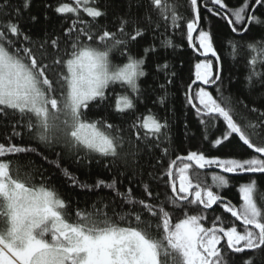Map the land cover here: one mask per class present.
<instances>
[{
  "label": "snow or ice",
  "instance_id": "6c2138e0",
  "mask_svg": "<svg viewBox=\"0 0 264 264\" xmlns=\"http://www.w3.org/2000/svg\"><path fill=\"white\" fill-rule=\"evenodd\" d=\"M30 2L25 0L24 10ZM141 6L147 27L139 17H120L116 31H109L101 24L107 11L100 0H56L46 7L71 19V24L62 36L33 39L21 27V8L12 0H0V118H15L5 126L10 128L4 137L8 143L0 142V264H229V257L253 264L252 258H245L249 251L264 264V201L253 198L264 175H244L264 174V110L237 99L257 115L256 121L242 117L240 123L234 109L223 106V100L231 102V97L222 90V57L216 35L205 22L214 19L227 26L234 36L228 41L234 60L238 45L249 52L245 86L251 90L264 85V34L251 36L253 27L264 29V20L256 14L257 8L264 11V0H243L235 7L226 0H187V18L174 0H146ZM81 12L91 19H84ZM30 19L37 21L36 16ZM148 29L154 41L159 40V48L173 51L182 44L167 33L179 30L193 51L204 57L194 65V80L184 86L182 105L205 127L223 122L212 147L242 142L245 156L189 151L167 159L170 149L162 145L170 141L169 120L150 110L143 119L136 117L138 103L149 95L140 83L148 75L146 61L150 55L158 57L159 50L154 42L136 58L128 49L141 44ZM194 34L198 43L193 42ZM114 51L126 57L122 66L113 62ZM161 74L163 80L158 79ZM155 75L154 90L162 93L156 101L166 109L177 72L167 59L157 60ZM117 86L125 92L113 105L110 94ZM109 111L119 123L110 122ZM25 137L52 150L62 146L57 161L72 154L114 174L108 181L88 185L56 162L74 187L95 194L90 208L73 207L46 169L28 159L35 155L48 162V157L31 145L12 143ZM142 154L154 160L149 179L170 187L171 195L166 193L163 200L143 179ZM177 161L181 162L178 185L173 173ZM190 168L220 171H213L211 183L202 185L189 179ZM233 181L238 182L239 206L221 194ZM132 185L142 188L143 198L133 194ZM216 206L230 217L214 216L205 226Z\"/></svg>",
  "mask_w": 264,
  "mask_h": 264
},
{
  "label": "trees",
  "instance_id": "16d2710c",
  "mask_svg": "<svg viewBox=\"0 0 264 264\" xmlns=\"http://www.w3.org/2000/svg\"><path fill=\"white\" fill-rule=\"evenodd\" d=\"M25 0H12L14 6H19L22 11V18L20 21L21 27L32 36L33 39H41L48 34L49 37L54 35H61L63 29L68 27L71 24V19H65L55 14L50 8L46 5L54 4L56 0H31L30 7L27 10L23 9V4ZM67 3H73V0H64ZM146 0H100V6L107 11V16L101 19V24L106 26L109 31H116L117 26L120 23V17H139L141 22L147 27V23L143 21V15L145 8L141 5L144 4ZM174 2L179 6V11L181 14L188 17L189 13L187 11V0H174ZM230 7H235L240 5L243 0H226ZM256 14L264 20V11L257 8ZM71 16V14H68ZM31 16H36L37 21L33 23L30 19ZM81 16L84 19L90 20L91 18L87 17L86 14L81 12ZM75 19V17H72ZM206 23H209L212 27L213 32L216 35V47L218 49L219 55L222 57L221 63L223 67V92L225 96L231 97V102L229 100H223V106L234 109V118L238 122L243 123L242 117H247L252 121L257 120V115L250 112L248 109L243 108L237 103V99L244 100L250 107H258L261 110H264V85H256L253 89H248L245 86V74H246V64L249 59V52L241 46L236 48V59L234 60L230 55L232 47L229 45L228 41L233 39L234 36L231 34L227 26L218 22L217 20H207ZM160 31H163L161 28ZM172 36L173 42L176 44H182V47L176 48L173 51L171 48L165 50L159 48V40L154 41V33L151 29H148L146 32L143 41L141 44L136 46H131L128 49V54H131L133 57L140 58L143 48L155 42L159 50V56L153 58L151 55L145 64V69L148 72V75L141 79L140 83L142 88L147 89L149 95L142 99L136 109V117L143 119L149 114V110L153 114H158L159 117H166L170 122V128L168 135L170 141L166 142L165 145L169 147L170 151L168 153L167 159L174 160L177 156L187 155L189 151H203L206 155H219L224 158H240L245 156L246 147H241L242 142L233 141L227 148L218 149L211 146V141L213 138L221 135V132L224 128L223 122L218 121L216 127H211L210 125L205 127L201 125L194 115V112L182 105L184 86L194 80V65L199 62L201 59L196 52L188 45L186 38L182 37L179 30L175 31L173 35L172 31L167 33ZM264 34V29L259 27H253L251 30V36L259 37ZM159 36V32L155 33ZM247 35V34H246ZM63 39V38H62ZM239 40V37H235ZM195 43H198L195 40ZM243 43V42H241ZM63 46V44H62ZM113 62L117 65L122 66V62L125 61L126 57L122 56L119 51H114L111 54ZM167 59L171 65L174 66V70L177 72V82L176 85L170 88L169 102L167 103V108H163L156 101V97L162 93L156 89L154 80L157 79L155 75V63L157 60L163 61ZM191 78V80H190ZM158 79L163 80V75L161 74ZM125 89L117 86L116 92L111 93L110 95L113 99L110 101L114 105L115 98L120 94H123ZM216 95V93H213ZM147 105V107H145ZM99 111V110H97ZM110 122H117V116L109 111ZM136 117H132L135 119ZM15 118L9 116L7 119L0 118V142L7 144L8 141L4 139L5 134L10 128L5 126L9 124V121H14ZM207 137V139H205ZM16 145H31L38 152L43 153L48 157V162H45L40 159L39 156L30 155L28 157L29 161H35L37 165L42 166L46 169V174H49L53 177L56 187L63 195V197L70 201L73 207L79 206L80 209L90 208L91 204L95 201V194L88 193L86 190L79 187H74L71 182L63 176V173L60 169L55 167V163L59 162L62 168H67L73 175H75L81 183L84 184H94L97 180L103 179L108 181L112 178L113 172H110L108 169L103 167L102 164L94 163L89 165L86 160H83L80 156H74L72 154H67L63 156L62 160L57 161L56 152L60 151L58 146L55 150L45 148L43 144L34 139H29L25 137L24 139H15L12 141ZM250 151V150H249ZM159 154V151L157 152ZM7 159L15 160V157H5ZM140 163L144 166V175L143 179L150 184V188L153 193H159V198L163 200L165 194L171 195L170 187L167 186L164 181H151L148 177V172L153 171L149 165L154 163L153 159H149L147 155L142 154L140 157ZM181 162L177 163V168L173 169L174 178L176 179L178 185V167ZM23 171V168H22ZM158 171V169L156 170ZM213 171L203 172L196 168H190L188 170L189 179L195 184L200 183L210 184L211 183V174ZM256 175V176H262ZM167 179V177H165ZM127 185L125 180L124 185H121V190ZM257 189L253 193V198L258 201V203L264 201V180L257 181ZM133 194L137 197L143 198L144 192L141 187L132 185ZM108 195V193H105ZM228 200L232 201L233 204L239 206L241 200L239 198L238 192V182L233 181L229 188L225 189L221 193ZM211 210H209L210 212ZM223 210L216 206V212L208 215V219L204 222L205 226H210L213 221L214 216H220V219L223 220L224 216L227 215L230 217V214H222ZM174 217V222H175ZM234 220V218H231ZM228 221H224L226 225ZM218 226H223L217 221ZM238 230H242V226L239 222H235ZM245 258H252L253 264H262L261 260L254 257L253 253L249 251ZM229 264H243V261L239 258L232 259L229 257Z\"/></svg>",
  "mask_w": 264,
  "mask_h": 264
},
{
  "label": "water",
  "instance_id": "95a60500",
  "mask_svg": "<svg viewBox=\"0 0 264 264\" xmlns=\"http://www.w3.org/2000/svg\"><path fill=\"white\" fill-rule=\"evenodd\" d=\"M195 40H196V37H195V34H194V40H193V42L195 43ZM197 54V53H196ZM198 55V54H197ZM201 59H204V57H200ZM194 87H195V85H194ZM246 147V146H245ZM180 161H177V163H179ZM200 171H203V172H209V171H215V172H219L220 170H218V169H199ZM226 175H229V176H231L232 174H226ZM245 176H248V175H252V176H256V175H261V174H244ZM178 183H179V181H178Z\"/></svg>",
  "mask_w": 264,
  "mask_h": 264
},
{
  "label": "flooded vegetation",
  "instance_id": "af4514ba",
  "mask_svg": "<svg viewBox=\"0 0 264 264\" xmlns=\"http://www.w3.org/2000/svg\"><path fill=\"white\" fill-rule=\"evenodd\" d=\"M240 224V223H239Z\"/></svg>",
  "mask_w": 264,
  "mask_h": 264
}]
</instances>
